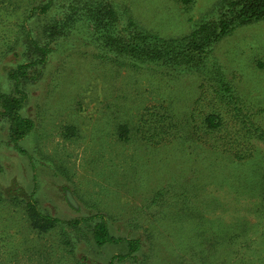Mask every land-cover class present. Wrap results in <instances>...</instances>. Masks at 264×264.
Returning a JSON list of instances; mask_svg holds the SVG:
<instances>
[{"label":"rangeland","instance_id":"obj_1","mask_svg":"<svg viewBox=\"0 0 264 264\" xmlns=\"http://www.w3.org/2000/svg\"><path fill=\"white\" fill-rule=\"evenodd\" d=\"M86 2L130 6L143 28L180 37L211 19L217 0H196L188 10L176 0H0V92L13 91L7 75L29 58L30 39H56L42 79L27 90L23 115L36 126L22 143L27 155L16 150L10 124L0 119V264H110L127 248L95 244L101 217L114 237L141 241L136 258L122 264H206L192 257L191 244L207 253V240L224 233L209 264L241 263L234 258L240 247L252 264H264V204L233 186V176L223 182L229 178L220 170L235 168L231 160L189 140L159 146L143 137L155 133L159 109L169 107L185 133L195 127L209 139L196 128L210 111L212 91L201 90L195 75L165 83L151 73L130 77L100 60L92 28L70 21ZM54 26L65 33L46 38ZM216 61L238 92L264 108V20L218 43L207 63ZM257 116L264 119V112ZM122 126L129 130L125 141ZM255 154L260 167L264 155ZM31 200L60 223L42 233L30 218ZM232 233H243L250 246L228 244Z\"/></svg>","mask_w":264,"mask_h":264},{"label":"trees","instance_id":"obj_2","mask_svg":"<svg viewBox=\"0 0 264 264\" xmlns=\"http://www.w3.org/2000/svg\"><path fill=\"white\" fill-rule=\"evenodd\" d=\"M176 1L186 10L196 2V0ZM93 7L92 3H83L81 7H77L78 11L72 13L75 19L70 21L71 23L82 21L92 28L91 42L97 43L96 48L100 50L97 57L100 60L124 68L130 77L151 73L159 76L160 81L167 83L178 82L184 76L195 75L201 81L200 89L211 90L215 96L212 101L210 100L211 103L208 101L210 111L205 115L201 126L196 128L209 139L195 133V127L185 133L186 127L175 123L174 111L169 107H161L155 121V133L151 131L143 133L144 140L159 146L170 144L172 141L181 144V141L189 140L200 148L206 146L208 149L219 150L225 159H230L235 165L231 171L225 170L228 165L221 168L220 172H226L225 177L229 178L223 179V182L229 183L233 176V186L252 191L255 198L264 204V164L257 167L258 158L255 154L264 155L262 153L264 149L259 148V144L264 146V121H262L264 119L260 120L257 116L264 112V108L259 105L254 106L248 97L238 92L217 61L207 63L218 43L237 29L264 20V0H217L211 9V19L199 22L190 33L180 37H162L143 28L136 21L130 6L120 7L113 3H101ZM48 8L49 6L42 8L41 12H45ZM62 31L60 27L54 26L50 28V32H45V36L52 38L65 33ZM55 40L50 39L45 44H41L37 40L30 39L27 51L29 58L7 75V80L13 85V91L0 92V119L10 124V141L21 154L27 155L22 143L33 134L36 127L31 118L23 115L29 98L27 90L29 85L36 84L42 79L44 68L52 52L50 44ZM200 98L205 101L206 95L202 92ZM128 132V128L122 126L120 138L127 140ZM153 135L158 138L156 141H153ZM193 145L189 148L195 150ZM237 167L240 169L236 170ZM28 206L34 226L42 233L60 223L58 219L42 213L35 200H31ZM80 223L82 220L70 225L77 226ZM225 236L226 233L222 234V237ZM244 236L243 233H232L226 242L229 244L236 239L237 245L249 247L250 239H244ZM222 237L207 240V243L212 245L211 250L216 253V248L222 243ZM93 238L98 247L121 243L126 245L127 252L115 254L110 264H122L127 260H134L142 248L139 239L114 237L104 217H101L93 227ZM194 245L191 244L193 258L200 257L206 264L215 261L216 253L211 250L207 253H199L194 250ZM236 252L234 258L237 259L238 255L242 258V262L238 264L255 262L251 261L250 255L241 252V247ZM239 252L241 253L238 254ZM234 260L231 258L230 263L237 264L231 262ZM227 262L225 259V264Z\"/></svg>","mask_w":264,"mask_h":264}]
</instances>
